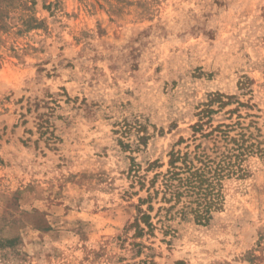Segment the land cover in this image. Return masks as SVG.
Returning <instances> with one entry per match:
<instances>
[{
  "label": "rangeland",
  "instance_id": "rangeland-1",
  "mask_svg": "<svg viewBox=\"0 0 264 264\" xmlns=\"http://www.w3.org/2000/svg\"><path fill=\"white\" fill-rule=\"evenodd\" d=\"M203 103L213 111L198 130ZM217 125L227 138L205 136ZM229 138L252 152L222 180L212 220L135 237L146 193L130 157L151 178L170 151L215 156ZM147 253L264 264V0H0V264Z\"/></svg>",
  "mask_w": 264,
  "mask_h": 264
},
{
  "label": "trees",
  "instance_id": "trees-1",
  "mask_svg": "<svg viewBox=\"0 0 264 264\" xmlns=\"http://www.w3.org/2000/svg\"><path fill=\"white\" fill-rule=\"evenodd\" d=\"M213 96L222 97L220 94ZM219 101L221 105L225 104L222 100ZM202 105L205 107L198 111V122L194 124L198 130L202 129L203 124L210 122L202 120L213 111L208 108V103ZM38 127L39 129L43 127L42 122L38 123ZM220 127V125L211 127L205 136L217 131L223 138H227V130H222ZM229 141L233 145L225 147L223 152L215 156L207 153L206 147L199 152L170 151L165 171H157L151 178H147L146 173H141L140 163L130 157L128 168L130 184L137 185L139 191L143 190L146 193L145 197L138 198L137 214L131 224L135 229V237L153 235L157 223L168 232L171 228L170 221L177 217L185 219L191 216L196 223L203 225L212 220L213 214L222 207V180L231 175L241 176L243 169L240 162L252 152V145L244 146V142L238 143L234 138H229ZM160 166L161 164L154 160L147 163L144 171L148 172ZM155 204H157L155 213L151 215ZM143 205L146 206L144 209ZM131 245L137 246L132 251L136 258L142 252V246L140 243ZM144 257L136 264L152 263L150 259L152 255L147 253Z\"/></svg>",
  "mask_w": 264,
  "mask_h": 264
}]
</instances>
